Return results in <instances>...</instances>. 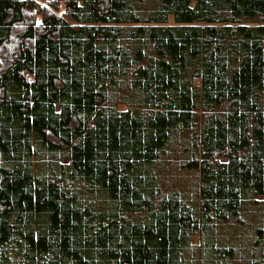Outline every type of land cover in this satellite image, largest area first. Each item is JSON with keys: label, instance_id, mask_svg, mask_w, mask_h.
Wrapping results in <instances>:
<instances>
[{"label": "trees", "instance_id": "16d2710c", "mask_svg": "<svg viewBox=\"0 0 264 264\" xmlns=\"http://www.w3.org/2000/svg\"><path fill=\"white\" fill-rule=\"evenodd\" d=\"M0 264H264V0H0Z\"/></svg>", "mask_w": 264, "mask_h": 264}, {"label": "rangeland", "instance_id": "374dc122", "mask_svg": "<svg viewBox=\"0 0 264 264\" xmlns=\"http://www.w3.org/2000/svg\"><path fill=\"white\" fill-rule=\"evenodd\" d=\"M172 180V184L178 188L186 189L194 185L196 178L195 172H182L181 170L171 169L168 174Z\"/></svg>", "mask_w": 264, "mask_h": 264}]
</instances>
